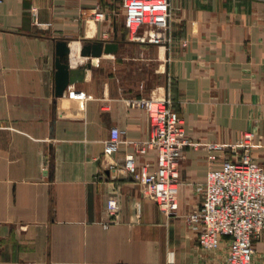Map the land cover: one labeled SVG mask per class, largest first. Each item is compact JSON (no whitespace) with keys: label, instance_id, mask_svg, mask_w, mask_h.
Listing matches in <instances>:
<instances>
[{"label":"crops","instance_id":"0c3cea01","mask_svg":"<svg viewBox=\"0 0 264 264\" xmlns=\"http://www.w3.org/2000/svg\"><path fill=\"white\" fill-rule=\"evenodd\" d=\"M171 1V45L163 49L127 37L121 0H0V264H189L217 256L199 246V228L185 214L201 206L209 167L232 158L229 145L244 132H255L252 156L264 164V0ZM95 6L102 19L87 17ZM59 38L117 47L57 95ZM160 87L190 139L179 215L171 217L125 167L151 134L148 113L129 98ZM139 161L154 165L156 151ZM255 246L264 264V232Z\"/></svg>","mask_w":264,"mask_h":264},{"label":"built area","instance_id":"2783aa9c","mask_svg":"<svg viewBox=\"0 0 264 264\" xmlns=\"http://www.w3.org/2000/svg\"><path fill=\"white\" fill-rule=\"evenodd\" d=\"M121 6L129 39L152 42L169 49L173 16L171 0H121ZM104 16L105 12L95 6L87 17L102 19ZM79 53L80 49L73 59L71 46L70 68L77 78L84 80L88 71L99 62L92 58V66H88L89 58H81ZM110 54L103 53L102 56ZM72 94L85 99L80 91ZM129 103L148 113L151 134L126 155L125 167L144 196L153 199L167 217L177 216L182 160L185 145L190 142L183 118L174 108L166 88H157L149 95L130 97ZM119 135V128L112 127V146ZM254 139V131L244 132L239 140L229 145L234 156L221 165L209 167L202 204L185 214V219L199 228V246L216 251L217 256L210 261L189 264H257L255 241L264 232V164L252 156ZM219 146L223 145L207 144L211 150ZM150 150L156 151V163L140 162L139 156ZM209 155L213 157L214 153ZM108 207L117 214L115 198L109 199Z\"/></svg>","mask_w":264,"mask_h":264},{"label":"water","instance_id":"95a60500","mask_svg":"<svg viewBox=\"0 0 264 264\" xmlns=\"http://www.w3.org/2000/svg\"><path fill=\"white\" fill-rule=\"evenodd\" d=\"M117 42L111 40L88 41L80 46V54L91 57L88 66H92V58L100 57L103 53H113L116 50ZM71 45L66 38H59L56 41L55 57V93L61 95L65 89L74 82L83 81L77 78L70 68Z\"/></svg>","mask_w":264,"mask_h":264},{"label":"bare ground","instance_id":"6f19581e","mask_svg":"<svg viewBox=\"0 0 264 264\" xmlns=\"http://www.w3.org/2000/svg\"><path fill=\"white\" fill-rule=\"evenodd\" d=\"M78 44V45H77ZM72 49H73V59H75L76 58V53L78 52V50L80 49V44L79 43H72ZM95 58H97V60H98V57H95Z\"/></svg>","mask_w":264,"mask_h":264},{"label":"rangeland","instance_id":"374dc122","mask_svg":"<svg viewBox=\"0 0 264 264\" xmlns=\"http://www.w3.org/2000/svg\"><path fill=\"white\" fill-rule=\"evenodd\" d=\"M128 37V36H127ZM129 38V37H128ZM133 41H135V40H133Z\"/></svg>","mask_w":264,"mask_h":264}]
</instances>
